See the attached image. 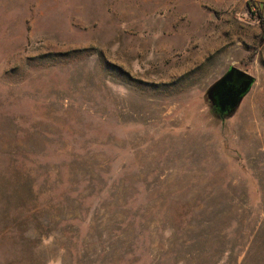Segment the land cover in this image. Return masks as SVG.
Listing matches in <instances>:
<instances>
[{
  "label": "rangeland",
  "instance_id": "374dc122",
  "mask_svg": "<svg viewBox=\"0 0 264 264\" xmlns=\"http://www.w3.org/2000/svg\"><path fill=\"white\" fill-rule=\"evenodd\" d=\"M263 28L264 0H0V264H264ZM230 67L256 82L221 120Z\"/></svg>",
  "mask_w": 264,
  "mask_h": 264
},
{
  "label": "water",
  "instance_id": "95a60500",
  "mask_svg": "<svg viewBox=\"0 0 264 264\" xmlns=\"http://www.w3.org/2000/svg\"><path fill=\"white\" fill-rule=\"evenodd\" d=\"M255 82L253 76L236 67H230L207 92L215 116L224 120L233 115L249 95Z\"/></svg>",
  "mask_w": 264,
  "mask_h": 264
},
{
  "label": "trees",
  "instance_id": "16d2710c",
  "mask_svg": "<svg viewBox=\"0 0 264 264\" xmlns=\"http://www.w3.org/2000/svg\"><path fill=\"white\" fill-rule=\"evenodd\" d=\"M262 17V16H261ZM263 37H264V28H263Z\"/></svg>",
  "mask_w": 264,
  "mask_h": 264
}]
</instances>
